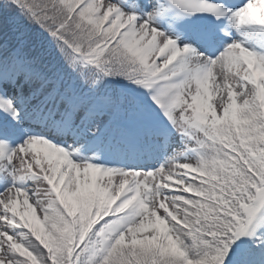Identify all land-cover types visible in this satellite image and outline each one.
<instances>
[{
    "label": "snow or ice",
    "instance_id": "1",
    "mask_svg": "<svg viewBox=\"0 0 264 264\" xmlns=\"http://www.w3.org/2000/svg\"><path fill=\"white\" fill-rule=\"evenodd\" d=\"M0 264H264V0H0Z\"/></svg>",
    "mask_w": 264,
    "mask_h": 264
}]
</instances>
